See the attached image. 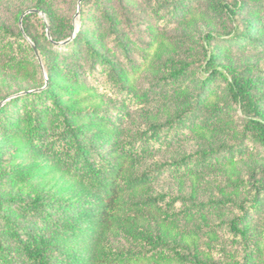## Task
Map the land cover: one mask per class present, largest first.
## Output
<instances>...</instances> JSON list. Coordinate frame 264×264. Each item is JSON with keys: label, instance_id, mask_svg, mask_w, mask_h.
Segmentation results:
<instances>
[{"label": "trees", "instance_id": "1", "mask_svg": "<svg viewBox=\"0 0 264 264\" xmlns=\"http://www.w3.org/2000/svg\"><path fill=\"white\" fill-rule=\"evenodd\" d=\"M32 1L33 11L49 22L51 40L43 38L49 51L33 41L45 83L23 33L0 27V73L39 83L0 101V142L9 149L0 148V167L20 159L31 165L10 180L17 195L0 200V264H195L196 258L169 235L195 214L231 205L237 215L224 224L232 248L228 264H264L245 224L259 210L261 189L253 187L251 198L240 203L189 205L157 194L155 182L167 172L195 177L211 168L217 152L205 149L163 163L152 159L189 135L220 129L226 108L242 112L240 137L264 152V97L257 94L264 69L256 70L254 77L246 70L218 66L221 52L211 48L213 42L224 41L244 51L264 50V0H245L233 7L210 2L205 8L199 0H146L162 24L187 17L231 21L242 9H250L258 20H248L226 38L206 32L201 54L189 62H162L161 89H180L183 95L172 102L175 111L163 123L147 125L129 122L132 112L147 108L150 92L138 91L127 64L123 67L110 57L106 41L118 25L107 10L103 15L110 32L95 22L93 8L103 0H81L85 22L76 33L71 19L54 11L52 0ZM37 16L22 17L25 33ZM114 44L126 55L123 46ZM195 66H205L208 74L194 78L189 73ZM187 78L193 81V95L187 93ZM238 145L221 146V155H236ZM243 186L251 187L248 182ZM178 203L183 208H177ZM10 214L27 225L15 223Z\"/></svg>", "mask_w": 264, "mask_h": 264}, {"label": "rangeland", "instance_id": "2", "mask_svg": "<svg viewBox=\"0 0 264 264\" xmlns=\"http://www.w3.org/2000/svg\"><path fill=\"white\" fill-rule=\"evenodd\" d=\"M219 1L233 7L235 3H244L245 0H199V3L202 8H205L210 2ZM78 2L79 0H52L54 11L71 19L74 33L79 30L82 22H85L81 15V3L78 5ZM146 4V0H103L93 8L95 22L100 26V30L110 32L103 15L104 10L111 13L112 19L118 25L117 29L110 32L111 38L106 41L110 57L123 67L125 63L127 64L126 70L133 77L132 84L138 91L148 90L150 92L147 108L144 111H134L130 115L129 122L135 125L163 123L175 111L172 102L183 95H180L181 91L178 88L175 93L161 89L159 78L162 74L160 69L162 62L170 59L189 62L190 57L201 54L200 44L203 43L201 37L206 32L226 38L233 32H239L248 20L255 23L258 21L252 18L250 9H242L236 12L231 21L220 18L187 17L162 24L157 22ZM33 10L32 0H0V27L12 32L18 30L23 33L24 41L33 48L37 66L45 83V68L33 46V41L42 50L49 51L43 40V38L47 41L51 40L49 22L44 14L38 12L37 18L28 24L25 33L22 17ZM83 10L88 13L89 7L84 6ZM115 42L126 49V55L118 52ZM211 48H219L221 52L217 62L218 66L246 70L254 77L258 74L256 70L264 69V50L244 51L235 46L228 47L224 41L213 42ZM60 63L58 61V64ZM204 68L205 66L192 67L189 74H194V78H203L208 74ZM189 79L186 80L189 86L187 93L193 95L195 92L193 81ZM38 84V82L21 81L11 75L0 73V101L18 92L36 88ZM257 94L264 97V83L260 85ZM219 123L222 124L220 129L204 133L203 136L189 135L171 148L154 155L155 158L152 159L157 160L158 163L178 160L205 149L217 152L218 156L211 168L201 171L195 177H181L171 172L165 173L155 182L156 193L180 198L190 205L205 204L211 201L240 203L251 198L250 193L254 192L252 190L261 189L259 210L252 213L245 224L254 234L259 256H264V152L258 145L249 147L248 141L240 137L244 125V115L240 110L227 108L222 110ZM235 143H239V153L233 156L221 155V146L227 147ZM0 148L3 151L9 150L4 142H0ZM30 166L28 161L20 159L0 167V200H9L17 195V190L12 187L10 180L14 175H18L20 170H25ZM247 182L251 187L244 188L243 184ZM177 208H183L181 203H178ZM236 215L237 210L232 205L230 208L206 210L204 213L195 214L192 218L183 221L182 229L178 232L173 231L169 235L170 239L195 257V264H228L231 262L232 248L224 224ZM10 218L17 224L27 225L13 214H10ZM116 242L122 246H129L128 242L120 238H117Z\"/></svg>", "mask_w": 264, "mask_h": 264}, {"label": "water", "instance_id": "3", "mask_svg": "<svg viewBox=\"0 0 264 264\" xmlns=\"http://www.w3.org/2000/svg\"><path fill=\"white\" fill-rule=\"evenodd\" d=\"M81 3V0H79L78 5ZM29 13H38L37 11H30Z\"/></svg>", "mask_w": 264, "mask_h": 264}]
</instances>
